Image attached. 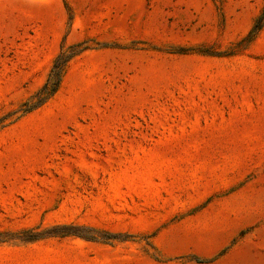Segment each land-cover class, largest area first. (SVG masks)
<instances>
[{
    "label": "rangeland",
    "instance_id": "1",
    "mask_svg": "<svg viewBox=\"0 0 264 264\" xmlns=\"http://www.w3.org/2000/svg\"><path fill=\"white\" fill-rule=\"evenodd\" d=\"M0 264H264V0H0Z\"/></svg>",
    "mask_w": 264,
    "mask_h": 264
},
{
    "label": "trees",
    "instance_id": "2",
    "mask_svg": "<svg viewBox=\"0 0 264 264\" xmlns=\"http://www.w3.org/2000/svg\"><path fill=\"white\" fill-rule=\"evenodd\" d=\"M63 56H64V54L61 53L60 56H58V58L56 59L58 63L52 69L49 80L46 82V84L44 85V87L42 88V90L40 92V96H39L40 101L43 100L44 98L50 96L58 88L63 67L65 65V62L69 58L67 56V58L64 59Z\"/></svg>",
    "mask_w": 264,
    "mask_h": 264
}]
</instances>
